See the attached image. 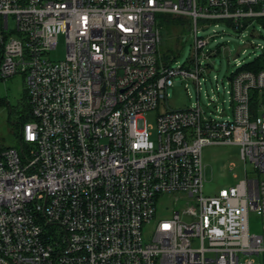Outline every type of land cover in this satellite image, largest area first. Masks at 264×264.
Wrapping results in <instances>:
<instances>
[{
    "label": "built area",
    "instance_id": "built-area-1",
    "mask_svg": "<svg viewBox=\"0 0 264 264\" xmlns=\"http://www.w3.org/2000/svg\"><path fill=\"white\" fill-rule=\"evenodd\" d=\"M160 14L188 21L186 65L161 60ZM260 19L264 0H0V78H25L31 113L19 148L0 146V264H264V69L234 74L225 119L199 101L165 105L155 137L145 119L176 78L200 89L201 29ZM209 145L253 166L211 197Z\"/></svg>",
    "mask_w": 264,
    "mask_h": 264
},
{
    "label": "rangeland",
    "instance_id": "rangeland-1",
    "mask_svg": "<svg viewBox=\"0 0 264 264\" xmlns=\"http://www.w3.org/2000/svg\"><path fill=\"white\" fill-rule=\"evenodd\" d=\"M160 29V54L175 57L174 67L186 65L194 53V35L188 30V24L180 21L167 22L163 15L156 16ZM185 24V25H184ZM13 26V21H11ZM199 37L209 39V44L203 50L204 54L213 52L209 57V65L205 67L201 79L200 89L191 80L176 78L173 87L168 90V98L159 106L158 111H151L145 115L148 125L156 136L157 113L168 109H190L198 101L204 111L215 118L225 119L230 114L231 78L244 65L255 58L264 55V24L258 20L247 22L244 29L235 30L225 23L210 25L199 32ZM215 53V54H214ZM66 57V43L63 36L59 38L57 49L50 53L54 61L64 60ZM1 58V48H0ZM202 65L207 59L200 55ZM30 113L27 99V83L19 74L12 78H0V146L19 148V134L22 123ZM205 165L204 195L211 197L218 195L221 189L234 187L245 178V170L251 173L253 166L244 163L240 156V148L235 145H209L202 152ZM234 166V167H233ZM170 207L169 203H166ZM160 216L168 217L169 213L160 210ZM263 219L257 212L249 215V227L253 234H261Z\"/></svg>",
    "mask_w": 264,
    "mask_h": 264
},
{
    "label": "trees",
    "instance_id": "trees-1",
    "mask_svg": "<svg viewBox=\"0 0 264 264\" xmlns=\"http://www.w3.org/2000/svg\"><path fill=\"white\" fill-rule=\"evenodd\" d=\"M160 15H163L167 22L180 21L181 23L182 22L185 23V24L188 23V21L183 19V18L174 17V16H171V15H168V14H160ZM258 21L264 24V19H260ZM245 25H246V23H245ZM168 54H169V51L167 52V54H160V50H159V55L161 57V60L165 64H168L169 61H170V55H168ZM241 69L248 70V71H253V72H258V71L264 69V55L255 58L252 62L244 65ZM30 119H31V113H29L27 120L25 122H23L22 125L25 124L26 122H28Z\"/></svg>",
    "mask_w": 264,
    "mask_h": 264
}]
</instances>
